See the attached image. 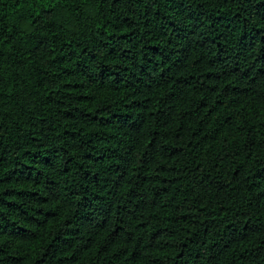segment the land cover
<instances>
[{"label":"trees","instance_id":"trees-1","mask_svg":"<svg viewBox=\"0 0 264 264\" xmlns=\"http://www.w3.org/2000/svg\"><path fill=\"white\" fill-rule=\"evenodd\" d=\"M0 264H264V0H0Z\"/></svg>","mask_w":264,"mask_h":264}]
</instances>
